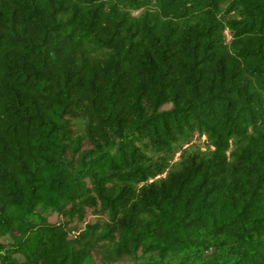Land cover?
<instances>
[{
    "label": "trees",
    "instance_id": "trees-1",
    "mask_svg": "<svg viewBox=\"0 0 264 264\" xmlns=\"http://www.w3.org/2000/svg\"><path fill=\"white\" fill-rule=\"evenodd\" d=\"M99 227L109 261L264 264V0H0V264H85Z\"/></svg>",
    "mask_w": 264,
    "mask_h": 264
},
{
    "label": "rangeland",
    "instance_id": "rangeland-1",
    "mask_svg": "<svg viewBox=\"0 0 264 264\" xmlns=\"http://www.w3.org/2000/svg\"><path fill=\"white\" fill-rule=\"evenodd\" d=\"M170 105H165L163 109H169ZM73 126L77 134H82V121L75 120L73 121ZM184 149L195 150L199 149L201 151L205 150V144L201 138L193 137L192 141L189 144L184 146ZM174 160H177V156L174 157ZM70 206L66 208L69 210ZM99 203L96 202V206L91 204L79 205V209H70L66 214L59 213H48L46 215V220L50 224L63 225L65 230L68 232V238L70 240H77L79 235L85 231L87 226L101 225L106 219L105 216L101 214L99 210ZM33 222H37V215L34 214L29 218ZM100 227L94 231L93 238L95 240L93 247L88 252V257L85 261V264H168V262L160 261L157 257L153 255H144L141 252H138L134 257H123L119 261H109L104 257V249L101 247L102 242L97 239L98 234L100 233ZM2 243H10L11 238L9 236L0 238ZM213 249H208L205 252H202L199 258H196L195 264H202L214 257ZM193 254L194 251H191ZM19 258V257H17Z\"/></svg>",
    "mask_w": 264,
    "mask_h": 264
}]
</instances>
